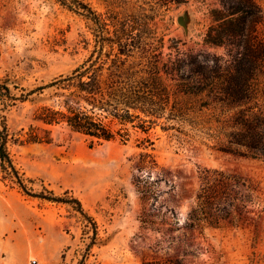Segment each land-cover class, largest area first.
Segmentation results:
<instances>
[{"label":"rangeland","instance_id":"rangeland-1","mask_svg":"<svg viewBox=\"0 0 264 264\" xmlns=\"http://www.w3.org/2000/svg\"><path fill=\"white\" fill-rule=\"evenodd\" d=\"M138 1L165 34L164 60L170 52L169 38L179 39L186 54L230 59L229 46L205 40L215 23L212 10L221 8V0H186L171 7L158 6L155 0ZM258 2L264 12V0ZM91 3L98 12L106 11L105 0ZM93 28L55 0H0V81L8 78L13 92L19 93L21 87L30 90L70 73L93 50ZM257 39L264 41V24L257 30ZM256 74L259 111L264 110V58ZM39 99L34 95L12 106L6 113L8 136L3 150L0 138V264H29L32 259L42 264L46 227L58 241L52 246V257H60L56 264H78L82 259L83 264H264L263 158L223 152L199 140L187 141L186 135L181 141L160 128L150 133L154 144L147 150L142 145L146 134L141 132L127 143L115 140L90 147L85 136L65 124L35 120ZM31 125L40 136L50 130L52 141H26ZM145 151L153 153L157 162L150 176L136 169ZM9 160L35 192L63 195L69 190L82 200L98 224V238L90 250L91 223L70 204L26 195L7 179ZM204 167L251 178L248 192L253 200L245 223L203 230L183 227ZM136 176L160 180L157 209H173L179 221L173 240L141 228L144 205ZM156 220L164 222L161 215Z\"/></svg>","mask_w":264,"mask_h":264},{"label":"trees","instance_id":"trees-1","mask_svg":"<svg viewBox=\"0 0 264 264\" xmlns=\"http://www.w3.org/2000/svg\"><path fill=\"white\" fill-rule=\"evenodd\" d=\"M55 1L82 16L88 27L91 23L95 26L94 48L70 73L33 89L21 87L16 93L8 78L0 81L2 150L8 136L7 111L18 101L37 95L40 99L35 120L45 125L65 124L85 136L90 147L115 140L127 143L141 132L146 134L142 145L147 150L154 144L150 133L160 128L181 141L186 135L187 141L199 140L223 152L264 159V110H256V72L264 58V41L257 39V30L264 24L258 0H221V8L212 10L215 23L205 40L210 45L229 46L230 59L226 61L206 54L202 58L198 57L200 53L186 54L177 38H169L170 52L164 60L165 34L159 32L154 18L138 0H105L104 13L95 10L91 0ZM185 1L155 3L171 7ZM44 131L40 136L31 125L25 140L51 142L50 130ZM140 155L136 169L148 171L150 176L157 165L153 153ZM9 165L7 179L26 195L72 205L92 225L88 250L96 244L97 221L79 197L70 195L69 190L63 195L35 192L10 160ZM148 178H135L144 205L141 228L161 232L165 240H173L172 232L179 229L177 215L173 209H157L162 192L160 180ZM199 179L194 204L183 223L185 229L203 230L226 223L238 226L248 220V205L253 200L248 192L251 178L204 167ZM159 215L164 222L156 220Z\"/></svg>","mask_w":264,"mask_h":264},{"label":"crops","instance_id":"crops-1","mask_svg":"<svg viewBox=\"0 0 264 264\" xmlns=\"http://www.w3.org/2000/svg\"><path fill=\"white\" fill-rule=\"evenodd\" d=\"M43 241H44V251L41 254L43 260L42 264L44 263L56 264V262L59 260L60 257L59 256H57L56 258L52 257V246L57 245L58 241L53 237L50 227L48 228L46 227L45 237ZM65 245H66V241L61 247L59 246V249L62 250Z\"/></svg>","mask_w":264,"mask_h":264},{"label":"water","instance_id":"water-1","mask_svg":"<svg viewBox=\"0 0 264 264\" xmlns=\"http://www.w3.org/2000/svg\"><path fill=\"white\" fill-rule=\"evenodd\" d=\"M178 20H179V22H180L181 24H184V17L180 16V17L178 18Z\"/></svg>","mask_w":264,"mask_h":264},{"label":"built area","instance_id":"built-area-1","mask_svg":"<svg viewBox=\"0 0 264 264\" xmlns=\"http://www.w3.org/2000/svg\"><path fill=\"white\" fill-rule=\"evenodd\" d=\"M29 264H38V262H37V260L32 259V260H30Z\"/></svg>","mask_w":264,"mask_h":264},{"label":"bare ground","instance_id":"bare-ground-1","mask_svg":"<svg viewBox=\"0 0 264 264\" xmlns=\"http://www.w3.org/2000/svg\"><path fill=\"white\" fill-rule=\"evenodd\" d=\"M39 264V263H38Z\"/></svg>","mask_w":264,"mask_h":264}]
</instances>
